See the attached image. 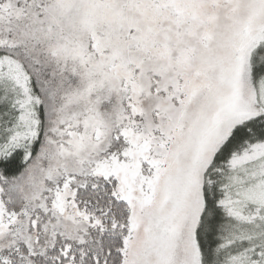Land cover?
Masks as SVG:
<instances>
[{
    "label": "snow or ice",
    "instance_id": "snow-or-ice-1",
    "mask_svg": "<svg viewBox=\"0 0 264 264\" xmlns=\"http://www.w3.org/2000/svg\"><path fill=\"white\" fill-rule=\"evenodd\" d=\"M0 264H264V0H0Z\"/></svg>",
    "mask_w": 264,
    "mask_h": 264
}]
</instances>
